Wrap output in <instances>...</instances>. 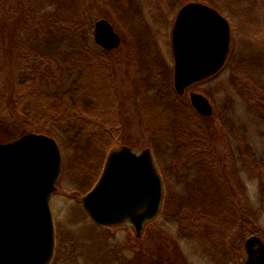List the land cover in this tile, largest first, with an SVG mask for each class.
I'll return each instance as SVG.
<instances>
[{"label": "rangeland", "instance_id": "1", "mask_svg": "<svg viewBox=\"0 0 264 264\" xmlns=\"http://www.w3.org/2000/svg\"><path fill=\"white\" fill-rule=\"evenodd\" d=\"M191 2L227 19L230 52L178 96L171 31ZM99 19L117 48L94 43ZM0 48V143L42 134L62 154L51 264H243L247 236L264 242V0H0ZM121 146L149 149L163 179L162 212L139 238L81 207Z\"/></svg>", "mask_w": 264, "mask_h": 264}, {"label": "water", "instance_id": "2", "mask_svg": "<svg viewBox=\"0 0 264 264\" xmlns=\"http://www.w3.org/2000/svg\"><path fill=\"white\" fill-rule=\"evenodd\" d=\"M93 40L104 50L120 45L106 19L94 22ZM226 18L202 3L183 5L171 31L173 87L184 95L193 84L214 76L230 51ZM192 108L210 116L213 109L199 93L188 94ZM62 172V154L51 137L26 133L0 143V264H50L55 248L51 201ZM163 184L149 149L111 150L100 177L81 199L100 227H127L139 238L162 208ZM244 264H264L257 236L244 243Z\"/></svg>", "mask_w": 264, "mask_h": 264}, {"label": "flooded vegetation", "instance_id": "3", "mask_svg": "<svg viewBox=\"0 0 264 264\" xmlns=\"http://www.w3.org/2000/svg\"><path fill=\"white\" fill-rule=\"evenodd\" d=\"M163 180V179H162ZM164 187V186H163ZM161 214V213H160ZM55 253V252H54ZM247 260V254L245 253V260H244V262ZM244 262H243V264H244Z\"/></svg>", "mask_w": 264, "mask_h": 264}, {"label": "trees", "instance_id": "4", "mask_svg": "<svg viewBox=\"0 0 264 264\" xmlns=\"http://www.w3.org/2000/svg\"><path fill=\"white\" fill-rule=\"evenodd\" d=\"M0 49H1V48H0ZM263 194H264V192H263ZM250 235H255V234H254V233H252V234H250ZM250 235H249V236H250ZM247 237H248V236H247ZM158 264H159V263H158Z\"/></svg>", "mask_w": 264, "mask_h": 264}]
</instances>
